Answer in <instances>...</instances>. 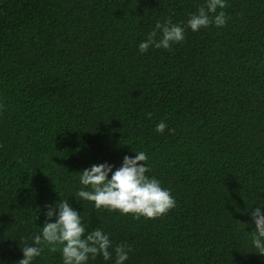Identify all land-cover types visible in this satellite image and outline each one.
I'll return each instance as SVG.
<instances>
[{"label":"trees","instance_id":"1","mask_svg":"<svg viewBox=\"0 0 264 264\" xmlns=\"http://www.w3.org/2000/svg\"><path fill=\"white\" fill-rule=\"evenodd\" d=\"M225 2L224 26L194 32L205 0H0V264H18L66 199L112 244L87 264H115L121 244L124 264H264L250 236L264 213V0ZM168 20L184 39L140 53ZM140 151L176 201L165 215L76 196L84 169ZM41 247L32 264H63Z\"/></svg>","mask_w":264,"mask_h":264},{"label":"clouds","instance_id":"2","mask_svg":"<svg viewBox=\"0 0 264 264\" xmlns=\"http://www.w3.org/2000/svg\"><path fill=\"white\" fill-rule=\"evenodd\" d=\"M226 7L225 0H205L196 13L190 14L187 28L195 32L212 24L217 27L224 26L226 15L223 11L217 13V9ZM184 31V27L172 23L171 20L163 24L158 22L147 39L139 44L138 50L145 53L153 46L169 49L171 44L184 39ZM148 116L151 118L152 114L148 113ZM166 128V123L161 121L156 125L155 131L162 134ZM169 132H174V129H169ZM147 160L146 153L140 151L135 157L125 155L122 165L115 171L113 166L107 163L84 169L79 176L83 187L76 196L81 200L94 202L97 211L103 208L122 215H134L137 219L141 216L155 219L165 215L176 206V201L169 190L161 187L159 180L146 175L149 169L144 162ZM45 216L42 231L33 236V244H25L21 248L23 259L19 260L18 264H32L33 260L41 255L42 244H47L52 253L59 249L63 264H87L89 258L95 259L100 255L105 261L112 258V252L109 251L112 247L109 235L99 228L85 235L86 229L82 225L80 213L73 209L67 199L58 206H48ZM53 218L55 222H49ZM251 219L255 225L250 233L251 243L256 253L264 256V213L261 208L257 207L251 211ZM129 251L131 249L124 244L116 246L115 264H124Z\"/></svg>","mask_w":264,"mask_h":264}]
</instances>
